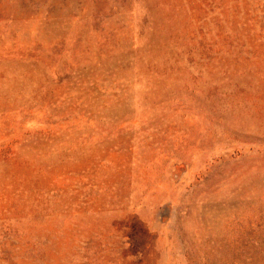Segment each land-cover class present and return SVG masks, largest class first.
I'll return each mask as SVG.
<instances>
[{"label": "rangeland", "instance_id": "1", "mask_svg": "<svg viewBox=\"0 0 264 264\" xmlns=\"http://www.w3.org/2000/svg\"><path fill=\"white\" fill-rule=\"evenodd\" d=\"M0 264H264V0H0Z\"/></svg>", "mask_w": 264, "mask_h": 264}]
</instances>
